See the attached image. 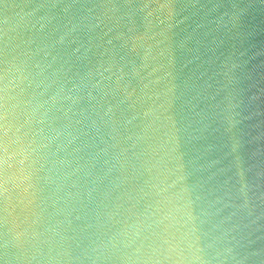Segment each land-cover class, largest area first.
<instances>
[{"label": "water", "instance_id": "obj_1", "mask_svg": "<svg viewBox=\"0 0 264 264\" xmlns=\"http://www.w3.org/2000/svg\"><path fill=\"white\" fill-rule=\"evenodd\" d=\"M0 264H264V0H0Z\"/></svg>", "mask_w": 264, "mask_h": 264}]
</instances>
